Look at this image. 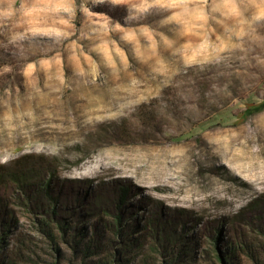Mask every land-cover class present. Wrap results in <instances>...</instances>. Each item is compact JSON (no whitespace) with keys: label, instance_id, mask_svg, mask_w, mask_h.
Wrapping results in <instances>:
<instances>
[{"label":"rangeland","instance_id":"rangeland-1","mask_svg":"<svg viewBox=\"0 0 264 264\" xmlns=\"http://www.w3.org/2000/svg\"><path fill=\"white\" fill-rule=\"evenodd\" d=\"M258 50L264 0H0V264H264Z\"/></svg>","mask_w":264,"mask_h":264},{"label":"trees","instance_id":"trees-1","mask_svg":"<svg viewBox=\"0 0 264 264\" xmlns=\"http://www.w3.org/2000/svg\"><path fill=\"white\" fill-rule=\"evenodd\" d=\"M258 51H260L259 54H262L264 56V51H262V50H258ZM219 97H221V96H219ZM214 99H215L214 96H208V97H205V96H197V97H185V96H183L182 97V96H180V97L176 98L174 101L176 103L175 106L177 107V111L180 115V118H182L184 116H189L192 118V120H194V122L196 123V126H197L200 123L204 122L208 118H206L205 116H201V114L198 112V110L194 108V105H198V104H201L204 102L210 104V103H212V100H214ZM164 120H167L168 122H170L171 126L172 125L174 126L178 123L177 121L172 120V119H164ZM156 121L160 122V123L163 121L160 118V110H157ZM0 180H1V178H0ZM131 186H133V188L135 189V192L138 191L139 194H141V196H143L144 199H146L148 202H150V200L153 201V199H151L149 196L144 195L140 191V189H138L136 186H134L133 184H131ZM125 192L126 191L124 190V192H123L124 195L122 196V200L124 199ZM83 247H84L83 248L84 253L89 250L88 245L87 246L85 245Z\"/></svg>","mask_w":264,"mask_h":264}]
</instances>
